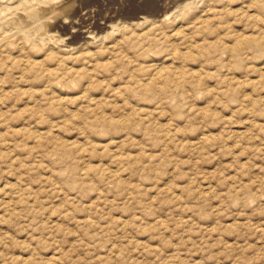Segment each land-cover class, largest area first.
Segmentation results:
<instances>
[{
  "label": "rangeland",
  "instance_id": "374dc122",
  "mask_svg": "<svg viewBox=\"0 0 264 264\" xmlns=\"http://www.w3.org/2000/svg\"><path fill=\"white\" fill-rule=\"evenodd\" d=\"M263 3L0 0V264H264Z\"/></svg>",
  "mask_w": 264,
  "mask_h": 264
},
{
  "label": "bare ground",
  "instance_id": "6f19581e",
  "mask_svg": "<svg viewBox=\"0 0 264 264\" xmlns=\"http://www.w3.org/2000/svg\"><path fill=\"white\" fill-rule=\"evenodd\" d=\"M194 4H195V3H194ZM211 4H212V3H211ZM263 4H264V3H263ZM191 5H192V4H191ZM191 5H189V7H190ZM260 5H261V4H260ZM260 5H259V6H260ZM210 7H211V6H210ZM187 8H188V7H187ZM193 8H194V7H193ZM193 8L191 7V9H193ZM216 8H217V7H216ZM216 8H215V10H216ZM30 9H31V8H30ZM183 9H184V8H182L181 10H183ZM258 10H261V9L259 8ZM187 11H188V10H187ZM182 12H183V11H182ZM168 13H169V12H168ZM180 13H181V12H180ZM185 13H186V12H185ZM185 13H184V15H185ZM210 13H211V12H210ZM170 15H171V14H170ZM180 15H183V14H180ZM163 16H165V14H164ZM167 16H168V14H167ZM167 16H166V17H167ZM172 18H173V17H172ZM203 19H204V18H203ZM149 20H150V17H149V16H146V17L142 18L141 21H142L143 23H147ZM162 20H163V21H166L167 18H166V20H165V19H162ZM170 20H171V19H170ZM141 21H139V22H141ZM151 21H152V20H150V22H151ZM167 21H168V20H167ZM142 22H141V23H142ZM141 23H140V25H141ZM151 23H152V22H151ZM161 23H162V22H161ZM167 23H168V22H167ZM167 23H166V24H167ZM153 26H154V25H153ZM182 27H183V26H182ZM151 28H152V27H151ZM182 30H183V29H182ZM165 31H166V30H165ZM175 31H176V30H175ZM175 31H174V32H175ZM153 32H154V31H153ZM186 32H187V31H186ZM18 33H19V32H18ZM151 33H152V32H151ZM173 34H174V33H173ZM188 34H189V33H188ZM22 35H23V34H22ZM171 35H172V34H171ZM183 35H184V34H183ZM26 36H27V35H26ZM172 36H173V35H172ZM48 38H49V37H48ZM51 38H53V36H52ZM51 38H49V39L51 40ZM182 38H183V37H182ZM46 39H47V38H46ZM49 39H48V40H49ZM177 39H178V38H177ZM191 39H192V38H191ZM50 40H49V41H50ZM52 40H53V39H52ZM56 41H57V40H56ZM50 42H51V41H50ZM56 43H57V42H56ZM54 44H55V43H54ZM243 45H244V44H243ZM239 50H240V49H239ZM153 69H156V68H153ZM155 71H156V70H155ZM155 74H157V73L155 72ZM159 75H161V74H159ZM152 76H153V74H152ZM154 76H155V75H154ZM156 76H157V75H156ZM146 84H147V83H146ZM144 85H145V84H144ZM145 86H146V85H145Z\"/></svg>",
  "mask_w": 264,
  "mask_h": 264
}]
</instances>
